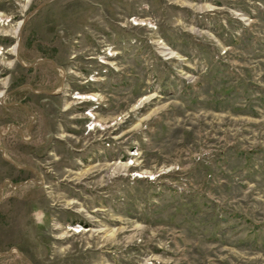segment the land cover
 Masks as SVG:
<instances>
[{
    "label": "rangeland",
    "instance_id": "1",
    "mask_svg": "<svg viewBox=\"0 0 264 264\" xmlns=\"http://www.w3.org/2000/svg\"><path fill=\"white\" fill-rule=\"evenodd\" d=\"M0 264H264V0H0Z\"/></svg>",
    "mask_w": 264,
    "mask_h": 264
},
{
    "label": "bare ground",
    "instance_id": "2",
    "mask_svg": "<svg viewBox=\"0 0 264 264\" xmlns=\"http://www.w3.org/2000/svg\"><path fill=\"white\" fill-rule=\"evenodd\" d=\"M77 98H80V99H88V96H86V95H79V96H77ZM76 231H78V230H76Z\"/></svg>",
    "mask_w": 264,
    "mask_h": 264
}]
</instances>
